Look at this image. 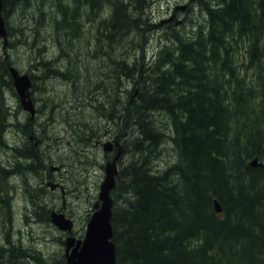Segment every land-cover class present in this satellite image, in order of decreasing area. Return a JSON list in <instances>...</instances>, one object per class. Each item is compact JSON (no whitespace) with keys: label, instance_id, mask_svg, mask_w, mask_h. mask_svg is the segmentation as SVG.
<instances>
[{"label":"trees","instance_id":"obj_1","mask_svg":"<svg viewBox=\"0 0 264 264\" xmlns=\"http://www.w3.org/2000/svg\"><path fill=\"white\" fill-rule=\"evenodd\" d=\"M43 1L3 0L9 42L3 48L0 41V147L12 148L5 130L19 125L16 117L28 119L20 104L12 113L9 103V96H17L10 74L16 65L8 53L16 43L29 47L30 57L48 69L42 80L52 70L69 87L82 85L81 68L91 57L97 72L113 69L115 78L132 81L127 106L139 130L138 155L131 153L115 191L111 221L118 263L264 264V167L249 165L254 157L264 163V0H191L190 9L193 2L204 21L186 36L170 30L171 40L145 65L139 64L143 55H125L117 44L122 39L123 46L126 36L136 30L142 34L148 26L146 0ZM40 29L44 41L58 42L65 56L61 68L44 61L52 59L48 52L42 56L45 47L33 49ZM87 34H92L91 45L80 48L77 42ZM140 40L129 38L125 47L134 51V44L139 51ZM102 92L108 99L106 87ZM115 111L106 112L111 116L105 119L117 120ZM47 125V120L41 124ZM168 148L176 160L161 169L160 155ZM25 149L18 158L27 157L25 168L38 173L37 147L31 142ZM24 169L18 172L25 174ZM41 170L48 171L47 164ZM215 199L223 216L215 211ZM39 207L41 219L50 222L47 209ZM9 238L0 246V264H66L61 251L44 258L34 245Z\"/></svg>","mask_w":264,"mask_h":264},{"label":"rangeland","instance_id":"obj_2","mask_svg":"<svg viewBox=\"0 0 264 264\" xmlns=\"http://www.w3.org/2000/svg\"><path fill=\"white\" fill-rule=\"evenodd\" d=\"M37 1L38 0H35V2ZM47 1L48 0L43 1V3H46ZM189 1L191 0H146L143 20L148 24V26H146V29L142 32V34H140V32H136V30L130 33L129 36H126L123 40V46L119 45L122 42V39H120L119 44H117V50L123 49L125 55L131 54L130 56L133 58H138V56L143 55L144 62L140 60V65H145L147 62L152 61L154 54L158 52L161 47H164L167 41L169 42V40H171L173 32H170V30L173 29L175 32L186 36L193 33L191 29H193L200 20L204 21L203 11L195 5L192 6V12L188 14L187 8L189 6ZM41 6H43L42 3ZM37 7H39V5L37 6L34 4L35 10ZM33 12L35 13L34 10ZM25 14L28 16L27 12H25ZM186 17L188 18L186 19ZM165 20L168 21L165 22ZM182 21L183 23H181ZM87 26L88 28L90 27V25ZM39 31L40 36L37 38L35 37L31 41L32 43L33 40H36L33 49L36 50L37 48L45 47V51L42 53V56L48 52L50 58H57V62H53L50 68H61L65 56L62 51L58 52V42H56L55 38L50 37L44 41V37L42 35L45 33L43 32V29H40ZM132 36L134 37L131 38ZM135 37L141 38L140 43L142 46L141 48L138 47L139 51L136 50V46H134V44L132 45L135 49L134 51L128 49L130 47H125L127 43L126 40L129 38L131 40H135ZM91 39L92 34L84 35L78 40L77 44L80 48H84L87 45L86 48L89 49V45H91L89 41ZM11 40L14 41V38ZM21 44L22 43L20 42L16 43V47L12 48V51H8V53L12 56L16 67L22 72H28L33 75L40 76L35 79L37 86L34 90V96L37 100L38 114L36 120L31 123V125H34L33 129L34 131H37V135L41 138L42 142H38L36 146L39 148L41 145L43 147L46 146L44 149H40L44 150L42 154L43 158H45L48 153L50 154L51 152H54L59 147L65 149L64 158H76V154L79 148H82V145L84 144L83 141L87 138L88 134V136L92 135L93 138L99 140L100 137H104L107 128L109 130L108 122L110 119L106 120L105 118L108 117V115L105 114V109L98 107L105 99L102 98L101 94L98 92L93 93L94 91L90 90L97 87L98 84L101 85L98 88L103 89V87H106L108 90V99L106 100L108 103H111L109 106V109H111V106L112 108H115V104L118 103V98H122L123 104L127 102L128 97L126 94H123V96L119 95L125 90L127 84L128 90H131L132 81H128L124 76V80H120L121 76L115 78V72H113V69H103V71L97 72V64L94 63V59L91 57L87 62L86 68L80 67L82 69L80 76L83 78V83L81 82L82 85L77 88L72 85L70 87L67 86L61 79H59L58 76H56V74L51 72L48 73L49 78L42 80L41 76L44 71H48V69H44L43 67L40 68V65H38L35 61L36 59L30 57L33 53L30 52V48L23 47ZM126 50H129V52L126 53ZM52 59H44V61H52ZM30 63H33L35 67H31ZM77 69L73 68L71 71L79 76ZM9 103L12 105L13 109H19L17 96H9ZM103 115L105 116L102 117ZM12 119L14 118L12 117ZM46 120L49 125L43 126L42 128L41 124ZM160 120L161 119H157V121ZM28 123L29 121L25 119L24 124L19 123L16 127L22 131L20 126L27 125ZM135 127L136 125H133V128ZM14 129L16 128L7 127L5 131V137L8 140V143L11 142L10 144L12 145L14 143L17 144L24 139L20 133L17 135L13 132L17 131ZM75 132H77L76 136ZM135 150L136 151L133 149L132 152L136 153L139 150V146H137ZM152 151V156L156 158V151L154 149ZM97 152L100 151L98 150ZM136 154L133 155L136 157ZM160 157H162V159L159 160L161 162V166H159V168L163 169L168 165V163L170 164V162L176 160V152H174L173 149L171 150L168 148L163 150ZM26 158L25 161L27 160ZM21 159L24 158L21 157ZM14 161L16 160H14L11 148L9 147L8 149L7 147L4 149L3 147H0V167L8 168V165L9 167L11 165L12 168V164L15 163ZM83 162H87V160H83ZM28 164L30 163L25 162L19 167L23 170L25 167H28ZM89 164L90 165H80V163L75 160L67 159L60 160L59 165L57 166L63 165L64 167H69L68 174H65V176H68L71 184L79 179L85 182L84 178L90 175L89 185H91L93 181L97 182L98 176L92 175V170L95 166L93 163ZM25 169L24 172L26 175L22 174L18 178L13 176H4L5 178L0 177V180H2L0 183V196L2 197V201H0V206L2 207H0V244L6 243L5 231L7 230L12 240L16 242L18 240H22L23 244L34 245L37 249L41 250L44 254V258H49L56 252L65 251L61 242L62 240L66 241L67 236L60 233L50 223L41 221V218L43 219L44 216H41L40 213H38V215L35 214V211L40 212L41 210L35 207V201L38 202L39 200L37 197H32L31 193L33 192V185L36 183L35 181L40 177L39 175H35L37 173L30 174L28 171L29 169ZM24 176L25 178H23ZM6 180L12 182L13 188L6 185ZM95 188L96 183H94V188L92 190ZM79 189H83L81 185ZM79 189H76L75 187L71 188L73 194L69 195L65 201L62 197L58 199L60 206L59 209L63 208L64 213L75 218L76 226L74 230L77 237L84 235L89 221L88 219L92 214V204L90 199L87 198L84 193H80ZM81 192L84 191L82 190ZM92 193L94 192L92 191ZM47 198V204L44 205L41 203V205H44V207L48 209L47 213L49 214L50 210L52 208L55 209V207L52 203H50L53 201V198L51 196ZM42 202H45V197Z\"/></svg>","mask_w":264,"mask_h":264},{"label":"flooded vegetation","instance_id":"obj_3","mask_svg":"<svg viewBox=\"0 0 264 264\" xmlns=\"http://www.w3.org/2000/svg\"><path fill=\"white\" fill-rule=\"evenodd\" d=\"M190 5H191V1H189L188 12L189 10H191ZM49 62L53 63L54 61L52 60ZM49 72L53 73L52 70H50ZM34 76H35V79L40 77L37 75H34ZM41 79H42V76H41ZM90 91H94L93 93L98 92L99 94H101V97L104 94L102 92V88L98 89L97 87H95L94 89H91ZM127 91H129L128 84L126 85L125 90L119 96H123V94H127ZM104 99L105 100L100 103L102 104V106L104 104V107H101V108L105 109V112L109 113L112 110V106H111V109H109V106L111 103H108L106 98ZM122 101H123L122 98H118V103L115 104L116 111L113 114V115H118L117 120L114 117L110 118V121L108 122L109 130L107 128L106 134L104 135V137H100L99 140H96L95 138H91L88 144L82 145V148H80V153H78V155L80 156L79 160H81V162H83V160L93 162L95 167H93L92 175L98 176L97 182L93 181L91 185H89V178H90V175H89L84 178L85 182L87 183H85L83 180H80L78 178L79 179L78 181H74L73 184H71L68 176H65V174L66 175L68 174L69 167H60V166H53V165H52L53 167L51 166L49 168L50 172L44 171L42 177H40L39 179L35 181L39 189L43 193H47V189L51 192V196L53 197L52 202L56 208L58 209L60 208L59 203H58V199L60 197L64 198V201H65L69 195L73 194L72 193L73 191L71 190V188L75 187L76 189H79L80 185L82 186L83 188L82 190L84 192H81L82 191L81 189H79V191L80 193H84L85 196L90 199V202L92 204V207H91L92 211H93V208H95L97 204L98 206H100V203L98 202V197H99L98 192L100 189L101 182L105 176V166L106 164L112 161L116 163L117 169L119 171V174L116 177L118 178L117 179V184H118V181L120 179V172L122 168L131 162L132 160L131 153L133 149L134 151H136L135 141L137 140V137H138L137 134L139 132L137 126H136L137 128L136 127L133 128V125H137V122L134 119L133 121H130L131 118H130V114H129L128 106H127L128 100L125 104H123ZM106 109H108V111H106ZM108 113L106 114L108 115ZM108 116H111V115H108ZM35 120L36 119H31L29 120V123L25 125V130L23 131V135L20 134L21 136L24 137V140L23 139L22 141L19 140L20 142L17 143L19 146L14 144V147H13L14 160H17L16 156L19 155L20 150L31 146L30 144L31 142L37 145V143H35L36 142L35 140L38 139L37 132L34 131L33 129L34 125H31L32 121H35ZM27 134H28L29 140H26ZM133 137H134V140H133ZM107 141H110L112 143L111 151L104 152L103 146H104V143ZM17 150H19V152ZM98 150L100 152H97ZM37 152L40 153L39 159L42 160L45 166L44 168H46V164L48 166V163H49L48 160H50L52 164H56V165H58L60 160H67V159L77 160L76 158H73V157H70L67 159L64 158V152H65L64 148H57L54 152H51L49 154L50 156L49 159H47V156L45 158L42 157L43 152L42 150H40V148H37ZM116 157H118L119 159L115 160ZM57 167H60V168L57 169ZM80 172L83 173L82 171ZM94 183H96V188L92 190L94 188ZM116 189H117V185H116L115 190L112 192V197L115 200H116V194H115ZM92 191L94 193H92Z\"/></svg>","mask_w":264,"mask_h":264},{"label":"water","instance_id":"obj_4","mask_svg":"<svg viewBox=\"0 0 264 264\" xmlns=\"http://www.w3.org/2000/svg\"><path fill=\"white\" fill-rule=\"evenodd\" d=\"M3 0H0V39L4 41V47L8 44V30L3 16ZM13 86L18 99L25 112L32 118L36 116V105L32 98L33 82L28 74H20L14 68H10ZM111 142L104 146V151H111ZM119 158L116 157L115 160ZM257 165V159L251 162ZM105 177L100 186L99 201L101 207L96 205V211L91 216L86 229L84 240H79L75 247V239L69 237L66 241V262L67 264H117L116 248L113 242V226L111 224L113 199L110 194L116 187L115 176L117 169L114 163H108L105 169ZM217 213L223 212V207L218 200H215ZM52 223L61 231L70 232L73 223L63 214L56 211L51 212ZM71 250V251H70Z\"/></svg>","mask_w":264,"mask_h":264},{"label":"bare ground","instance_id":"obj_5","mask_svg":"<svg viewBox=\"0 0 264 264\" xmlns=\"http://www.w3.org/2000/svg\"><path fill=\"white\" fill-rule=\"evenodd\" d=\"M193 5H195L193 2H192V6ZM187 12H188V8H187ZM192 12V9L191 10H189V12H188V14L189 13H191ZM166 21H168V20H165V22ZM11 74V73H10ZM20 74H23V73H20ZM120 80H124V78L123 77H121V79ZM136 85H138V83H136ZM132 88H133V86H132ZM138 90H139V86L136 88V91L135 92H138ZM15 93V92H14ZM131 121V120H130ZM14 122H16L15 120H14ZM20 122V121H19ZM21 123V122H20ZM11 125V124H10ZM16 125V124H15ZM10 126H8V128H9ZM22 129V128H21ZM14 130H17V131H13V132H15L17 135L20 133V134H22L23 135V131L25 130V129H22V131H20L19 130V128H16V129H14ZM6 131V130H5ZM9 131V130H8ZM7 131V132H8ZM37 132V131H36ZM28 135V134H27ZM26 135V140H29L28 139V136ZM30 135V134H29ZM49 136V135H48ZM82 136V135H81ZM42 137V136H41ZM66 137V136H65ZM45 138H47V137H45ZM70 138V137H69ZM50 139V138H49ZM60 139V138H59ZM52 140V139H51ZM62 140V139H61ZM67 140H68V138H67ZM70 140H71V138H70ZM11 143V142H10ZM42 143V142H41ZM47 143V142H46ZM11 145V144H10ZM5 149V148H4ZM9 149V148H8ZM27 150V149H26ZM25 161V160H24ZM39 164H40V162L39 161H37ZM37 162H36V164H37ZM113 162V161H112ZM9 163V162H8ZM46 163H47V161H46ZM35 164V165H36ZM7 166V165H6ZM13 167L11 168V166L9 167V165H8V168H4V171H3V173H4V175L5 176H14V177H18V176H20V175H18V171L20 170V168L18 167V166H15V165H12ZM41 168H44L45 166H44V164H43V162H42V164L41 165H39ZM37 168V167H36ZM39 169V168H38ZM62 169V168H61ZM35 171H37L36 169H35ZM21 172V171H20ZM17 174V175H14V174ZM28 173V172H27ZM31 173H33V172H31ZM34 174V173H33ZM26 175V174H25ZM29 176V175H28ZM35 176V175H34ZM105 177V176H104ZM23 178H25V176L23 177ZM10 179V178H9ZM118 179V178H117ZM119 195V194H118ZM16 197V196H15ZM21 197V196H20ZM14 199V198H13ZM116 203V202H115ZM115 208V207H114ZM113 216V215H112ZM89 220V219H88ZM10 236V235H9ZM9 238V237H8ZM8 238H5V240H6V243H7V240H8ZM12 242L14 241V240H12L11 238H9ZM16 241H14V243H15ZM6 243H4V244H6ZM62 243V242H61ZM1 245H3V244H0V246ZM23 245V244H22ZM63 245V244H62ZM29 252V251H28ZM60 256H63L62 254L60 255ZM118 257V256H117ZM119 264V263H118Z\"/></svg>","mask_w":264,"mask_h":264}]
</instances>
